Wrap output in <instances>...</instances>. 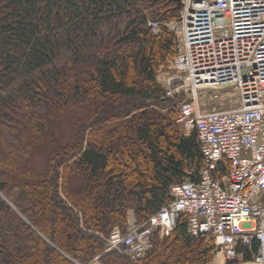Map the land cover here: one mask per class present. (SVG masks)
Here are the masks:
<instances>
[{
  "label": "trees",
  "instance_id": "trees-1",
  "mask_svg": "<svg viewBox=\"0 0 264 264\" xmlns=\"http://www.w3.org/2000/svg\"><path fill=\"white\" fill-rule=\"evenodd\" d=\"M179 12L169 0H0V264L210 262L183 216L141 258L105 250L131 211L142 225L171 184L199 179L196 134L177 129V99L157 81L175 37L147 25ZM237 250L251 259L256 239Z\"/></svg>",
  "mask_w": 264,
  "mask_h": 264
},
{
  "label": "built area",
  "instance_id": "built-area-1",
  "mask_svg": "<svg viewBox=\"0 0 264 264\" xmlns=\"http://www.w3.org/2000/svg\"><path fill=\"white\" fill-rule=\"evenodd\" d=\"M179 10L147 25L176 39L164 98L177 99L176 123L196 134L199 179L171 184V200L142 225L128 217L125 235L115 228L106 250L141 258L153 234L168 236L183 216L187 234L211 243L213 256L234 264L238 245L251 250L256 239L246 264H264V0H181ZM228 87L237 89L231 107L216 92Z\"/></svg>",
  "mask_w": 264,
  "mask_h": 264
},
{
  "label": "rangeland",
  "instance_id": "rangeland-1",
  "mask_svg": "<svg viewBox=\"0 0 264 264\" xmlns=\"http://www.w3.org/2000/svg\"><path fill=\"white\" fill-rule=\"evenodd\" d=\"M163 27V26H162ZM174 42H176V39H174ZM171 60L168 59L166 62L160 64V67L158 68L157 70V81L159 82L160 85H162L161 87H163V82H162V78L163 76L165 75L166 72H169L168 70V66H169V61ZM163 75V76H162ZM215 92V91H214ZM218 94H223V96H225V100L227 102V107H231L234 105V102H235V99L237 98V89H234L233 87H228L226 89H220V90H217L216 91ZM213 94V91H209L207 93V98L209 99L210 97ZM175 108H172V107H168V109H171L172 111L176 109V105H174ZM165 110V109H164ZM176 118V117H175ZM174 118V120H176ZM175 122V125L177 127V129H179L183 134H188L190 131H185L183 128H181L177 123L176 121ZM132 212V211H131ZM128 217L130 220H133L132 217H133V214H128ZM134 218V217H133ZM205 242L208 243V241L206 240ZM106 247H107V244H106ZM106 250V249H105ZM94 261L98 262L99 264H101L98 260V258L96 257L94 259ZM93 261V262H94ZM92 263V262H91ZM90 264V263H89Z\"/></svg>",
  "mask_w": 264,
  "mask_h": 264
},
{
  "label": "crops",
  "instance_id": "crops-1",
  "mask_svg": "<svg viewBox=\"0 0 264 264\" xmlns=\"http://www.w3.org/2000/svg\"><path fill=\"white\" fill-rule=\"evenodd\" d=\"M248 260H243L242 254L238 253L237 259L234 264H246ZM90 264H99L98 262L94 261ZM208 264H230L229 262L224 261L219 255H214L210 259V262Z\"/></svg>",
  "mask_w": 264,
  "mask_h": 264
},
{
  "label": "water",
  "instance_id": "water-1",
  "mask_svg": "<svg viewBox=\"0 0 264 264\" xmlns=\"http://www.w3.org/2000/svg\"><path fill=\"white\" fill-rule=\"evenodd\" d=\"M169 1H172V2L175 3V8L176 9H179L180 8V6H181V0H169ZM174 51H175V53L178 52V46H177L176 42H174Z\"/></svg>",
  "mask_w": 264,
  "mask_h": 264
}]
</instances>
